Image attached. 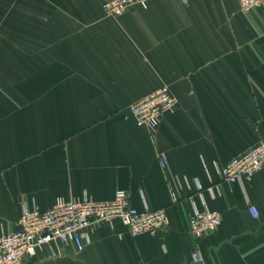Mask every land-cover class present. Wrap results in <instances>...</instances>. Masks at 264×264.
Segmentation results:
<instances>
[{"label":"crops","instance_id":"0c3cea01","mask_svg":"<svg viewBox=\"0 0 264 264\" xmlns=\"http://www.w3.org/2000/svg\"><path fill=\"white\" fill-rule=\"evenodd\" d=\"M104 1L0 0V234L23 205L124 189L168 227L97 223L82 249L52 242L22 264H264V166L231 184L216 170L264 141V9L140 0L112 16ZM161 85L176 104L150 131L128 106ZM191 203L220 213L215 232L189 233Z\"/></svg>","mask_w":264,"mask_h":264},{"label":"built area","instance_id":"2783aa9c","mask_svg":"<svg viewBox=\"0 0 264 264\" xmlns=\"http://www.w3.org/2000/svg\"><path fill=\"white\" fill-rule=\"evenodd\" d=\"M138 1L105 0L103 9L108 15L118 16ZM238 3L244 11L264 9V0H238ZM175 104L176 99L169 87L161 85L131 103L128 109L137 125L153 131L161 116L172 111ZM263 166L264 141H260L216 170L222 181L231 184L239 179L250 180ZM208 190H212L211 185ZM249 213L256 217V207H249ZM116 220L125 225L131 235L158 234L169 224L165 207L137 209L130 204L129 195L124 189H116L111 199L102 201L58 197L46 210L23 205L17 220L18 228L0 234V264H22L23 259L32 257L43 245L52 242L73 243L80 250L84 245L86 229L101 222L112 224ZM221 223L218 211L207 208L200 210L191 203L188 227L195 239L215 232ZM190 257L193 263L204 261L197 246Z\"/></svg>","mask_w":264,"mask_h":264}]
</instances>
